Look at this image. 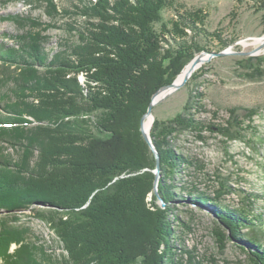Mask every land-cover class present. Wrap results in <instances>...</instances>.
Wrapping results in <instances>:
<instances>
[{"label": "trees", "instance_id": "trees-1", "mask_svg": "<svg viewBox=\"0 0 264 264\" xmlns=\"http://www.w3.org/2000/svg\"><path fill=\"white\" fill-rule=\"evenodd\" d=\"M169 8L174 15L164 20ZM79 14L90 20L78 31V42L50 59L43 52L45 36L35 30L40 24L30 18L22 22L35 31L13 37L15 45L0 42V86L11 90L0 91V262L203 264L186 250L177 230V203H192L211 207L228 230L220 234V248L230 239L249 264H264V213L254 212L253 198L231 206L220 200L230 192L225 183L210 195L195 181L177 178L187 167L200 168L176 146L180 135L203 140L208 130L226 141H250L249 124L234 108L222 124L198 120L196 113L204 111L199 91H190L173 117L155 118L149 136L159 156L157 195L155 157L140 131L153 93L172 83L197 53L220 51L230 39L205 30L202 9L178 10L176 0H88ZM199 34L218 50L199 45ZM259 65H247L249 79L264 75ZM197 77L195 71L190 82ZM254 114L250 110L246 117ZM32 122L36 125L27 127ZM2 142L23 145L21 162L11 161ZM32 205L60 241L61 262L43 256L2 214Z\"/></svg>", "mask_w": 264, "mask_h": 264}, {"label": "rangeland", "instance_id": "rangeland-1", "mask_svg": "<svg viewBox=\"0 0 264 264\" xmlns=\"http://www.w3.org/2000/svg\"><path fill=\"white\" fill-rule=\"evenodd\" d=\"M87 1L52 0L56 8L54 9L48 0H0V42L15 45L13 37L32 30L31 26L22 22L23 19L26 21L30 18L40 24L35 30L45 36L43 52L50 59L55 53L67 50L78 42V31H85L90 20L79 14V7ZM259 1L176 0L178 10L200 8L206 12L205 30L220 31L223 38L230 39L232 43L222 50L227 49L231 53L212 57L205 55V62L194 70L199 77L191 82L188 79V85L181 86L155 104L152 113L154 118L158 119L173 117L181 111L190 91H199L204 95V111L195 115L203 123L214 126L222 124L228 116V110L234 108L236 116L244 119V124H249L251 128L246 132V139L250 141H226L221 135L208 130L202 133L203 140L192 133L180 135L175 140L176 146L200 168L187 167L177 178L184 182L195 181L199 188L206 190L210 195L218 190L220 183H225L230 192L221 195L222 203L241 206L246 197L251 200L253 198L254 212L264 213V75L251 80L247 77L249 69H246L248 64L259 63L264 72V47L258 53L254 51L250 55L236 53L254 50V45H243L242 42H251L254 38L264 35V7ZM173 15L172 8L165 9L162 13L164 20ZM14 17L16 19L13 20ZM188 33L194 36L190 30ZM197 36L199 45L212 51L218 50L215 41L204 37L203 34ZM238 62L246 67H242ZM17 73L12 66V76ZM14 87L12 81V92ZM1 90L10 95L9 86H0ZM28 94L29 91L25 93ZM24 100L31 102L32 98L26 97ZM250 110H255V114L247 118ZM35 125L36 123L32 122L27 127ZM1 146L5 149L4 153L12 158L11 161L21 162L24 158L23 145L2 142ZM32 207L35 206L2 214L10 226L21 230L28 242L41 249L43 256L49 255L53 260L60 261L65 255L60 241L48 224L35 215ZM176 208L180 219L177 230L182 231L178 235L184 240L186 250L197 260L203 264H249L246 253L240 250L234 241L229 239L225 247L220 248V234L229 233L214 217L211 207L192 203L183 206L177 203ZM11 247L14 248L15 244ZM183 258L187 256L183 255Z\"/></svg>", "mask_w": 264, "mask_h": 264}, {"label": "water", "instance_id": "water-1", "mask_svg": "<svg viewBox=\"0 0 264 264\" xmlns=\"http://www.w3.org/2000/svg\"><path fill=\"white\" fill-rule=\"evenodd\" d=\"M257 48H255L252 51H248V52H236L237 54H241V55H250L252 54L254 51H256ZM231 53V51L226 50H221V51H217V52H207V51H201L199 53H197L193 59L188 63L190 64V69L188 71V73L184 76L183 80L181 81V83L179 85L175 84V80L168 84V85H164L162 87H160L158 90H156L153 95L151 96V100L148 104L147 110L146 112L142 115L141 119H140V131L142 134L143 139L146 141V143L148 144L150 150L152 151V153L154 154L155 157V163H156V168H155V178H154V193L157 195V182H158V177H159V156L157 153V150L154 146V144L152 143L150 136H149V132H145L143 129V121L146 118V116L148 115H152V110L155 104H157L159 101H161L163 98L167 97L169 94H171L172 92H174L175 90L179 89L181 86L185 85L186 82L188 81V79L190 78V76L192 75V73L194 72V70L196 69V65L200 62V56L201 55H207L208 57H212V56H219V55H224V54H228ZM169 88H175V90L170 91L166 94H163L162 96H160L158 99L156 98L158 95H160L162 92L168 90ZM154 116L152 118V122L151 125L154 121ZM160 205L163 206V202L160 200ZM240 244V243H239Z\"/></svg>", "mask_w": 264, "mask_h": 264}, {"label": "bare ground", "instance_id": "bare-ground-1", "mask_svg": "<svg viewBox=\"0 0 264 264\" xmlns=\"http://www.w3.org/2000/svg\"><path fill=\"white\" fill-rule=\"evenodd\" d=\"M242 43H243V45H249V44L254 45L255 48H257L256 52L258 53V51H260L264 47V35L262 37H259V38H254L251 42L244 41ZM200 58H201L200 62L196 65L197 66L196 69L199 67V65L204 63L206 60L205 55H201ZM189 69H190V64H186L184 66V68L182 69V72H180V74L177 76V78L175 80L176 85H179L181 83L184 76L188 73ZM173 90H175V88H169L168 90H166V91L162 92L160 95H158L156 98L158 99L163 94H166V93L173 91ZM153 116L154 115L152 113V115L146 116V118L143 121V129L146 133L149 132V130H150Z\"/></svg>", "mask_w": 264, "mask_h": 264}]
</instances>
